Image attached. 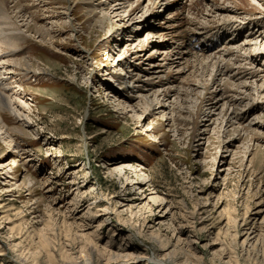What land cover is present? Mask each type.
<instances>
[{"label":"rangeland","instance_id":"1","mask_svg":"<svg viewBox=\"0 0 264 264\" xmlns=\"http://www.w3.org/2000/svg\"><path fill=\"white\" fill-rule=\"evenodd\" d=\"M246 2L4 0L24 40L0 52V264H264V0ZM182 17L225 33L200 56L229 67L214 84L172 64ZM206 90L223 105L196 115Z\"/></svg>","mask_w":264,"mask_h":264},{"label":"bare ground","instance_id":"2","mask_svg":"<svg viewBox=\"0 0 264 264\" xmlns=\"http://www.w3.org/2000/svg\"><path fill=\"white\" fill-rule=\"evenodd\" d=\"M14 1V0H13ZM122 2H124L123 5H125L126 1L127 0H121ZM233 3L235 4V7L238 8V10H241L243 11L244 13H253L255 12L254 9H249L247 7V2L246 0H232ZM122 4V3H121ZM118 6L120 4H117ZM122 7V6H121ZM193 9L191 10H194L193 13H195V15H201L203 14L201 11H200V8L198 6L197 7H192ZM216 8V11L215 13H212V14H217L219 13L220 11V8L219 7H214ZM23 9V8H22ZM121 9V8H119ZM18 10V13L17 14H20L21 12V8L19 7L18 4H15L13 9H12V12L13 11H17ZM8 9L5 8L4 6V0H0V44L3 45V49L0 51V52H14L18 49V46H19V43H21L24 38L22 37V35L20 34L19 31H17V29H14L12 26H15L14 22L12 21L11 17H9V14L7 13ZM23 12V11H22ZM115 12V11H114ZM133 12V11H132ZM135 12V11H134ZM134 12L132 14H134ZM181 15V14H180ZM23 17V16H21ZM130 19V18H129ZM256 19V18H255ZM209 22V21H208ZM193 25V22H188V20H185L181 19V21L178 22V27L176 28L173 27V29H177L176 30V35H177V39H174L173 40H176L175 44H177V47L176 48H173L174 50L172 51V53H174V55H172V57H176L177 60L179 61H175V60H172V64H175L177 63L180 67H181V72H184L186 73V75H189L191 70L193 73H196V75H200L202 76L203 73L209 71V69H213L212 71H214V74L212 76V79H211V82L212 84H214L216 82V80L218 79V77H220L222 75V73H224L225 71H228L229 70V67H227V69L225 67H221L219 66L217 63V61H212V59H209L210 56H206V57H200L202 56L201 52H207V45H210L211 47L210 48H214L215 46L213 45L214 42L218 43L220 41V38L223 37L225 35V33L221 30V28L217 27V25L213 28H209L208 31L211 32V34L207 35L208 33H204V37H202V33L201 35L196 33V32H188L187 31V27L188 26H191ZM245 25H248L245 23ZM199 28V27H198ZM168 29V28H167ZM171 29V28H170ZM172 30V29H171ZM170 30V31H171ZM204 30V29H203ZM170 31H167L168 33H171ZM174 31V30H173ZM172 31V33H174ZM207 31V30H206ZM160 34V33H159ZM175 34V33H174ZM164 36H167V34H164ZM159 37V36H158ZM153 38V36L151 37V39ZM161 38V36L159 37ZM170 47V46H169ZM174 47V46H171V48ZM164 48V47H163ZM166 48V47H165ZM196 48L201 50L199 53L196 52ZM209 48V46H208ZM175 49H176V52H175ZM165 50H169L168 49H165ZM211 50V49H210ZM164 51V50H163ZM166 51V52H167ZM191 51H194L193 53ZM171 52V51H170ZM140 53V52H139ZM157 52L156 51H153L152 52V55L149 56L150 57H154V55L156 54ZM141 54V53H140ZM138 54L137 55V59L141 60V55ZM213 54V53H212ZM161 55H164L161 54ZM169 55V54H168ZM204 55V54H203ZM251 55H253L251 53ZM197 56L199 58H197ZM213 56V55H212ZM143 57V56H142ZM252 60L253 59H256V58H253L252 56L250 57ZM174 59V58H173ZM208 60V61H207ZM175 61V62H173ZM254 61V60H253ZM13 66L14 67H19V65L21 63L17 62V61H13ZM194 64V65H193ZM22 68H25L26 70H29V67L26 63H22ZM182 65H186L184 67H182ZM199 65V66H198ZM193 68V69H192ZM29 72V71H28ZM11 73V72H10ZM246 73V72H245ZM3 74L0 73V85L2 86L0 88V111L2 110H7L9 115H11L13 117V115L15 116V113H14V101L11 100L10 96L7 95V88L3 85H5L6 83V79L7 77H3L2 76ZM224 75V74H223ZM222 75V76H223ZM238 76V75H237ZM240 76H243V75H240ZM161 79L160 78V84H162L163 82H161ZM173 79H175V77L173 78L171 74H166L165 75V81H167L166 83H169L171 82ZM7 85V84H6ZM193 86V85H192ZM231 86V85H230ZM191 87V84H187V89H190ZM244 87V85H243ZM216 89H214L213 92H215ZM208 93L207 90L205 92V94L207 96H203L201 99H200V103L198 105V109H197V113L196 115H198L200 112H201V106H202V103L203 102H206L207 100L209 101V98H211L210 100H215L216 101V105L217 107L219 106V104L222 103L223 105V102H224V97H222L221 94V91L218 90V93ZM168 92L162 94L163 97L165 96H168ZM204 94V95H205ZM218 96V97H217ZM208 97V98H207ZM217 97V98H216ZM226 97V96H225ZM216 98V99H215ZM232 98V97H231ZM223 101V102H222ZM227 102V101H226ZM225 102V103H226ZM234 102L235 100L231 99L229 102H227L226 104H228V107L231 106V105H234ZM224 103V104H225ZM158 104V102H157ZM231 113L229 112L228 114L227 113H223V118L225 121H232V119H235L237 117H239L241 114L235 110V108L233 106H231ZM178 112V111H177ZM179 114V113H178ZM182 114V113H181ZM197 117V116H196ZM222 118V120H223ZM1 116H0V124H1ZM178 119V118H177ZM179 119H182L181 117ZM178 121H184L183 119L182 120H179ZM177 121V120H176ZM188 121V120H187ZM194 121V120H193ZM164 258H168L169 260L172 258V255L170 254H165ZM182 264H188V263H182Z\"/></svg>","mask_w":264,"mask_h":264}]
</instances>
